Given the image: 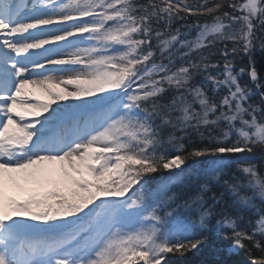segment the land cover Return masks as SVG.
Wrapping results in <instances>:
<instances>
[{
  "label": "snow or ice",
  "instance_id": "1",
  "mask_svg": "<svg viewBox=\"0 0 264 264\" xmlns=\"http://www.w3.org/2000/svg\"><path fill=\"white\" fill-rule=\"evenodd\" d=\"M257 51L264 0H0V264H264Z\"/></svg>",
  "mask_w": 264,
  "mask_h": 264
},
{
  "label": "trees",
  "instance_id": "2",
  "mask_svg": "<svg viewBox=\"0 0 264 264\" xmlns=\"http://www.w3.org/2000/svg\"><path fill=\"white\" fill-rule=\"evenodd\" d=\"M194 20L193 17H188V22L192 23ZM203 22V21H202ZM175 27L183 28V22L177 21L175 23ZM195 33H193V36ZM256 68L257 71L264 75V54L257 51L256 57ZM237 68L246 67L247 59L242 58L236 61ZM241 80L243 83H247L250 87H252L251 81L248 77L242 76ZM256 102L259 101V97H254ZM259 163V161H257ZM193 167V162L189 160L187 162L186 170H190ZM196 167H200V165H196ZM235 167V166H233ZM159 176L160 174H156ZM167 175V174H165ZM214 191L218 193L223 191L222 188H215ZM250 194V193H249ZM229 193H225V199L231 203ZM246 218H253L250 213H242ZM230 244V241L225 242L221 239L210 237L205 246L198 252L189 253L184 257H176L169 256V261L171 264H247V262L251 259L250 255L247 252H228L227 247Z\"/></svg>",
  "mask_w": 264,
  "mask_h": 264
},
{
  "label": "rangeland",
  "instance_id": "3",
  "mask_svg": "<svg viewBox=\"0 0 264 264\" xmlns=\"http://www.w3.org/2000/svg\"><path fill=\"white\" fill-rule=\"evenodd\" d=\"M32 187L33 185L24 184L23 181H21V187L9 186L6 189V195L8 197H16L17 199H24L28 195V189H31Z\"/></svg>",
  "mask_w": 264,
  "mask_h": 264
}]
</instances>
